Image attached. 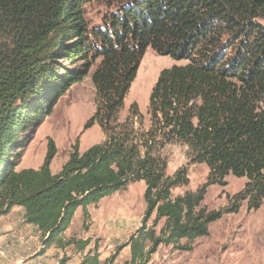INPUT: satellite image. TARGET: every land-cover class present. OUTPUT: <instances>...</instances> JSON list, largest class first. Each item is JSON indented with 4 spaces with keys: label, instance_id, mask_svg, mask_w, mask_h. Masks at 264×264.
I'll list each match as a JSON object with an SVG mask.
<instances>
[{
    "label": "trees",
    "instance_id": "16d2710c",
    "mask_svg": "<svg viewBox=\"0 0 264 264\" xmlns=\"http://www.w3.org/2000/svg\"><path fill=\"white\" fill-rule=\"evenodd\" d=\"M92 1L0 0V214L22 207L43 244L62 247L76 209L85 226L88 205L143 180L146 208L127 263L146 264L159 244L190 250L224 213L264 203V0H109L113 10L94 26L86 18ZM148 47L187 63L159 72L148 97L150 129L132 131L142 116L137 104L123 123L117 115ZM88 75L95 111L83 129L97 124L105 140L83 152L74 144L52 173L56 146L48 139L42 164L18 170L32 129ZM172 142L208 167L202 185L175 198L170 189L189 179L185 166L165 173L161 150ZM228 174L246 181L227 207L201 206L206 188L225 185ZM67 243L83 249L89 240ZM97 263V254L82 261Z\"/></svg>",
    "mask_w": 264,
    "mask_h": 264
},
{
    "label": "rangeland",
    "instance_id": "374dc122",
    "mask_svg": "<svg viewBox=\"0 0 264 264\" xmlns=\"http://www.w3.org/2000/svg\"><path fill=\"white\" fill-rule=\"evenodd\" d=\"M112 10L109 0H93L86 6L88 24L101 25L102 18ZM60 63L65 62L60 60ZM186 63L185 59L174 60L148 47L117 115L118 123L125 121L134 102L142 116L133 119L132 131L149 130L148 97L159 72ZM94 111L95 88L88 75L70 86L43 122L32 129L17 169L38 168L43 162L48 139H52L56 146V154L50 163L53 173L61 169L74 144L83 152L105 140L106 133L97 124L83 129ZM161 154L167 160L166 175L171 176L181 166L187 169L188 184L171 188V198L185 191H195L206 181L208 167L205 163L191 161L184 144L168 143ZM224 180L225 185L212 184L206 188L201 206L207 210H223L229 203V196L241 190L246 181L244 177L232 174L226 175ZM144 189L143 180L130 181L96 204L88 205L89 217L85 226L81 208H78L73 223L62 234V247L56 244L45 246L41 237L33 238L30 229L22 225L24 222L20 220L17 208L0 214V264H82L84 258L94 254H97V264H128V240L141 227L146 208ZM154 217L155 213H152L148 218L147 228L153 227ZM162 225L163 219L154 227L156 234ZM86 239L89 243L83 249L67 243L68 240ZM184 243L182 239L180 244ZM191 245L192 248L186 250L161 243L149 255L146 264H264V203L256 210H248L246 201L242 202L237 212L224 213L210 223L208 234L196 238Z\"/></svg>",
    "mask_w": 264,
    "mask_h": 264
},
{
    "label": "crops",
    "instance_id": "0c3cea01",
    "mask_svg": "<svg viewBox=\"0 0 264 264\" xmlns=\"http://www.w3.org/2000/svg\"><path fill=\"white\" fill-rule=\"evenodd\" d=\"M52 173H53V172H52ZM15 208H17V211L20 212V214H21V218H20V220H21L22 222H24L23 219H22V215H23V209H22V207L14 206V207L12 208V210L9 211V212H12L13 210H16ZM77 210H78V209H76V211H75V213H74V216H73V218H72V222H71L70 224L73 223V219H74V217H75V214L77 213ZM21 221H20V222H21ZM22 225H23L24 227L30 229V231L33 233V234H32V237H33V238H38V237H40V233H39V231L36 229V227H34V226L30 225V224H26V223H23ZM31 240H32V239H31Z\"/></svg>",
    "mask_w": 264,
    "mask_h": 264
}]
</instances>
